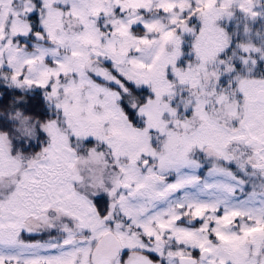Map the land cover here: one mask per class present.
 <instances>
[{
	"label": "snow or ice",
	"instance_id": "snow-or-ice-1",
	"mask_svg": "<svg viewBox=\"0 0 264 264\" xmlns=\"http://www.w3.org/2000/svg\"><path fill=\"white\" fill-rule=\"evenodd\" d=\"M0 264H264V0H0Z\"/></svg>",
	"mask_w": 264,
	"mask_h": 264
}]
</instances>
